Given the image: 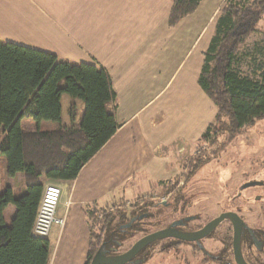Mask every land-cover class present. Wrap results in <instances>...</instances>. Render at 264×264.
<instances>
[{
  "label": "crops",
  "instance_id": "0c3cea01",
  "mask_svg": "<svg viewBox=\"0 0 264 264\" xmlns=\"http://www.w3.org/2000/svg\"><path fill=\"white\" fill-rule=\"evenodd\" d=\"M204 1L172 27L171 0H0L1 41L96 64L116 93L112 138L75 180L45 182L62 188V243L74 235L81 264L92 242L89 213L136 201L176 178L181 164L173 157L213 122L215 106L198 85L211 40L195 35Z\"/></svg>",
  "mask_w": 264,
  "mask_h": 264
},
{
  "label": "trees",
  "instance_id": "16d2710c",
  "mask_svg": "<svg viewBox=\"0 0 264 264\" xmlns=\"http://www.w3.org/2000/svg\"><path fill=\"white\" fill-rule=\"evenodd\" d=\"M202 1L171 0L170 25L194 14ZM263 18L264 0H225L220 8L198 77L216 108L202 142L233 139L264 119V30L258 29ZM64 95L70 98V125L53 131L22 129L23 119L61 124ZM115 101L104 68L0 40V153L9 176L22 174L26 188L20 196L11 187L0 192V264H49V240L33 234L45 182L75 180L112 138L118 129ZM197 159L192 161L196 169L203 164ZM8 206L15 209L9 226L3 218ZM97 218V212L89 213L92 242L86 264L95 254L92 227ZM104 219V239L117 236L123 221ZM214 263L236 264L226 259Z\"/></svg>",
  "mask_w": 264,
  "mask_h": 264
},
{
  "label": "rangeland",
  "instance_id": "374dc122",
  "mask_svg": "<svg viewBox=\"0 0 264 264\" xmlns=\"http://www.w3.org/2000/svg\"><path fill=\"white\" fill-rule=\"evenodd\" d=\"M224 1H204L197 16L198 20L203 22L200 32L195 34L197 37L200 35H203L205 39L212 37ZM258 29L264 30V18ZM69 103L70 98L64 95L61 124L47 121L38 124L30 119H23L22 129L28 132L53 131L62 125H70ZM204 116L206 121L209 113L205 111ZM188 118L191 117L188 116ZM3 137L1 130L0 141ZM185 148L186 151L182 157L172 156L178 164L179 162L181 164L180 173L176 178L157 187L148 196H143L136 201L119 203L98 212L97 221L92 227L95 252L106 234L105 215L113 218L114 224L123 221L122 225L129 222L133 216H146L145 220L136 222L133 228L128 229V232L122 236L124 240L121 251L129 249L140 238L185 217H200V220L191 222L189 225L190 228L195 229L220 213L230 210L241 215L250 226L264 227V202L246 203L247 198L253 199L261 193L260 189H254L252 184H259L264 180V119L242 130L233 139L221 137L215 145L202 142L201 139L196 143L188 141ZM196 158L203 163L197 169L192 162ZM7 187L14 189L17 196L26 192L23 175L9 176L7 160L0 153V192ZM58 209L60 211L61 207ZM260 213L262 217H259ZM57 215L59 212L56 217ZM3 218L9 226L12 220L10 208L3 212ZM62 237L63 230L60 232V228L54 224L49 235L51 243L49 264H81L83 250L79 245L73 244L74 235L68 234L63 243ZM206 245L213 253L222 248V244L212 240L209 243L206 242ZM169 246L171 247L168 248ZM145 257L144 264H215L205 260L194 245L178 244L171 240L157 243L147 251ZM262 259L264 260V252Z\"/></svg>",
  "mask_w": 264,
  "mask_h": 264
},
{
  "label": "flooded vegetation",
  "instance_id": "af4514ba",
  "mask_svg": "<svg viewBox=\"0 0 264 264\" xmlns=\"http://www.w3.org/2000/svg\"><path fill=\"white\" fill-rule=\"evenodd\" d=\"M252 187L254 189H260L261 193L254 196L253 199L247 198L246 203L264 202V180L260 181L259 184L253 185ZM229 212L235 213L234 211L229 210V211L223 212L222 214L229 213ZM222 214L220 213L218 216H215L213 219L207 222H204L200 227L195 228V229L190 228L189 225L191 222L200 220V217H197V216L185 217L180 220L173 221L171 224H169L168 226L160 230L170 228L173 223H179L180 225L174 228L177 232L184 233V234L195 233L197 231L202 230L207 224L217 219ZM236 214L240 217L242 221L241 252H242V256L245 262L247 264H264V260L262 259V254L264 252V227L263 226H260V227L250 226L242 218L241 215H239L238 213ZM262 214L261 213L258 214V215H261L259 217H262ZM145 219H146L145 215L133 216L132 218H130V221L126 223L128 224L132 220H134L129 228L124 229L123 226H125L126 224L121 225L120 227L121 230L119 229L120 233L117 236H112L111 239H108V237H105L102 244L99 246L98 250L95 252V254H93L92 260L95 257V255L100 252L105 253L106 257H115V256H119L127 252L136 242L129 249L125 251H121L120 248L122 247L123 240H124L122 239V236L126 234L128 229H131L136 222H141ZM258 220L260 219L258 218ZM160 230H157V231H160ZM164 240L176 241L178 244L194 245L196 249L201 253V255L205 257V260H207L208 262L214 263L218 259H226L229 261H233L235 263L234 251H233L234 224L229 219H225L209 235H207L203 239L197 242H194V243L182 242V241H179L173 238H168ZM164 240H160V241L150 244L145 249H143L141 252H139L137 256L128 264H144L146 262L145 255L147 251L150 248H152L154 245H156L157 243L164 241ZM210 240L216 241L222 244V248L216 253H213V251H210V249H208L206 245V242L209 243ZM171 246H169L168 248H170ZM91 261L89 264H91Z\"/></svg>",
  "mask_w": 264,
  "mask_h": 264
},
{
  "label": "water",
  "instance_id": "95a60500",
  "mask_svg": "<svg viewBox=\"0 0 264 264\" xmlns=\"http://www.w3.org/2000/svg\"><path fill=\"white\" fill-rule=\"evenodd\" d=\"M225 219H229L234 224L233 251H234L235 263L247 264L241 252L242 221L240 217L233 212L224 213L220 215V217L207 224L202 230L197 231L195 233L184 234L177 232L174 228L180 224L173 223L172 226L168 229L160 230L141 238L127 252L119 256L106 257L105 253L100 252L95 255V257L91 261V264H128L137 256L139 252H141L150 244L168 238L177 239L179 241L187 242V243L197 242L203 239L204 237H206L207 235H209ZM133 221L134 220L123 226V228L124 229L129 228Z\"/></svg>",
  "mask_w": 264,
  "mask_h": 264
},
{
  "label": "built area",
  "instance_id": "2783aa9c",
  "mask_svg": "<svg viewBox=\"0 0 264 264\" xmlns=\"http://www.w3.org/2000/svg\"><path fill=\"white\" fill-rule=\"evenodd\" d=\"M61 196L60 186L55 184L45 186L33 228L34 236L48 239L54 224L61 229L65 227V219L56 217Z\"/></svg>",
  "mask_w": 264,
  "mask_h": 264
}]
</instances>
